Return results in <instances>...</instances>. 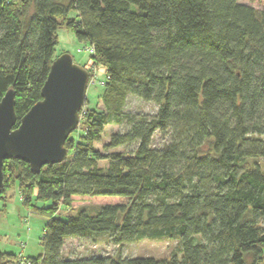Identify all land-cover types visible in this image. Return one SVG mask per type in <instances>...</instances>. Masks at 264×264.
Instances as JSON below:
<instances>
[{
    "label": "trees",
    "instance_id": "1",
    "mask_svg": "<svg viewBox=\"0 0 264 264\" xmlns=\"http://www.w3.org/2000/svg\"><path fill=\"white\" fill-rule=\"evenodd\" d=\"M240 1L0 0V100L14 89L17 124L41 99L59 27L104 71L102 108L63 161L4 160L0 210L16 186L47 221L41 255L0 250V264H264V10ZM128 96L155 114L126 112ZM108 124L125 130L103 149L132 152L94 148ZM99 236L179 246L170 259L64 254L67 239Z\"/></svg>",
    "mask_w": 264,
    "mask_h": 264
},
{
    "label": "rangeland",
    "instance_id": "2",
    "mask_svg": "<svg viewBox=\"0 0 264 264\" xmlns=\"http://www.w3.org/2000/svg\"><path fill=\"white\" fill-rule=\"evenodd\" d=\"M241 3L247 4L251 7L264 10V0H242ZM58 44L56 46V54L69 53L72 61L77 65L83 66L89 72L88 87L86 90V99L83 107L80 110V120L85 111L90 108L101 109L100 95L102 89V82L104 79V71L98 64H93L91 53L89 51L88 42L76 39L73 33L67 28L59 27L57 31ZM124 110L129 113H142V114H155L157 106L150 101H143L137 97L128 96L125 102ZM80 125V121L78 126ZM77 126V129H79ZM125 130L124 126L118 124L105 125L101 139L93 143L94 148L98 149L101 153L108 151H123L124 153L132 152L134 147L132 145L119 146L111 150L103 149L105 143L109 140V135L114 132H122ZM72 133L70 137L75 136ZM163 135L155 133L152 139V144L159 147L163 142ZM262 158L257 161L262 162ZM99 165L105 166L106 161H99ZM18 188L13 187L11 190L3 194L5 204L4 209L0 210V250L5 252H13L22 254L23 256H38L42 254L41 237L44 232V224L46 218L32 213L26 208L19 199ZM2 203L0 202V206ZM40 206L41 203H38ZM91 206L88 204L79 205L76 210L84 207ZM178 240L164 238V239H143L141 242L121 244L115 246L107 237L99 236L96 240H82V239H67L64 244L65 255H77L80 257L87 256H121L131 258L133 256H149L159 259H170L173 252L178 247Z\"/></svg>",
    "mask_w": 264,
    "mask_h": 264
},
{
    "label": "water",
    "instance_id": "3",
    "mask_svg": "<svg viewBox=\"0 0 264 264\" xmlns=\"http://www.w3.org/2000/svg\"><path fill=\"white\" fill-rule=\"evenodd\" d=\"M89 72L72 61L69 53L55 57L40 92L41 99L17 124L15 91L8 89L0 100V192L4 160L19 159L34 172L59 164L67 155L64 144L77 130L84 106Z\"/></svg>",
    "mask_w": 264,
    "mask_h": 264
},
{
    "label": "built area",
    "instance_id": "4",
    "mask_svg": "<svg viewBox=\"0 0 264 264\" xmlns=\"http://www.w3.org/2000/svg\"><path fill=\"white\" fill-rule=\"evenodd\" d=\"M89 51L92 52L93 49H90ZM20 263H21V264H30V263H28V262H26V261H24V260H21Z\"/></svg>",
    "mask_w": 264,
    "mask_h": 264
}]
</instances>
